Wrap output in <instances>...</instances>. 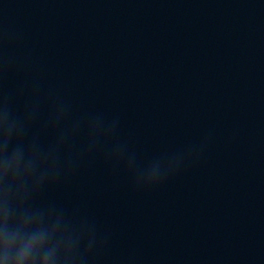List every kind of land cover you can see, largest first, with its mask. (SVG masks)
I'll return each mask as SVG.
<instances>
[{"label": "clouds", "instance_id": "1", "mask_svg": "<svg viewBox=\"0 0 264 264\" xmlns=\"http://www.w3.org/2000/svg\"><path fill=\"white\" fill-rule=\"evenodd\" d=\"M13 78L17 83L8 88ZM118 125L119 117L78 110L66 91L46 81L30 52L0 54V210L7 215L9 201L18 202L21 215L40 208V194L60 178L97 158L109 162L123 149L114 139ZM104 245L86 249L85 264Z\"/></svg>", "mask_w": 264, "mask_h": 264}]
</instances>
